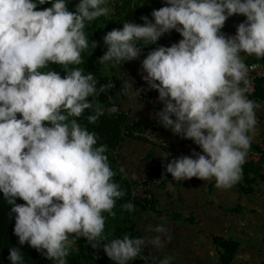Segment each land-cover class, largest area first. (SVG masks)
<instances>
[{
	"label": "clouds",
	"instance_id": "9594fccd",
	"mask_svg": "<svg viewBox=\"0 0 264 264\" xmlns=\"http://www.w3.org/2000/svg\"><path fill=\"white\" fill-rule=\"evenodd\" d=\"M69 1L75 11L69 10L68 0H0V192L16 214L14 233L20 245L27 242L55 264H68L71 246L79 237L92 242L93 248L104 242V252L116 264L136 258L142 264L145 257L153 264H173L171 256L156 259L145 248L167 246L172 237L164 224L152 226L156 235L139 237L138 215L145 208L151 210L156 200L151 187L161 186L165 178L152 179L150 160L128 171L120 147L134 140L149 151L161 150L169 161L165 172L180 181L214 179L217 187L227 189L241 180L243 164L260 143L247 151L258 107L251 97L264 79L257 80L254 92L246 95L250 63L240 53L264 57V0H167L152 11L154 22L147 16H141L144 24L137 22L139 16L124 22L103 37L107 50L98 59L106 62L101 75L107 85L99 89L94 73L71 66L80 65L82 52L89 48L86 22L108 18L117 0ZM42 6L47 8L37 9ZM233 14H243L246 20L235 35L226 36L221 29ZM172 29L182 36L177 43L167 46L160 39L166 46L149 53L141 50L138 41L156 44ZM97 45L91 40L92 49ZM141 51L147 54L142 61L147 92L132 88L129 81L128 87L123 85L108 66L109 62L119 68ZM54 63L63 66V77L48 69ZM104 90L103 101L94 104L89 99ZM136 91L142 93V100L136 98ZM150 91L156 92V98L148 97ZM125 98L137 104L154 102L153 121L135 119L131 109L122 105ZM85 109H92L89 123H95L105 109L121 118L118 144L111 154L128 189V202L121 207L129 212L134 237L110 239L105 234L104 213L115 216L117 199L126 192L113 179L116 172L106 155L108 145L96 146L97 133L75 119ZM162 126L186 139L160 141ZM146 129L153 141L137 134ZM184 142L199 145L202 152L167 156L168 146ZM146 193L152 198L141 199ZM17 197L26 203H16ZM8 260L22 264L21 248H10Z\"/></svg>",
	"mask_w": 264,
	"mask_h": 264
},
{
	"label": "crops",
	"instance_id": "0c3cea01",
	"mask_svg": "<svg viewBox=\"0 0 264 264\" xmlns=\"http://www.w3.org/2000/svg\"><path fill=\"white\" fill-rule=\"evenodd\" d=\"M166 4L167 0H164L157 5L147 6L145 16L154 22L151 15L152 11ZM245 20L246 17L243 14H233L225 21L221 31L226 36L235 35L237 26ZM141 22L145 23L142 19ZM159 39L165 40L167 46H171L182 39V36L175 29H172L164 33ZM240 54L243 59L256 57L243 51ZM146 56L147 54L141 51L137 58L126 61L119 68V65L114 64L113 74L123 85L128 87L127 81H129L132 88L143 87L147 92L150 87L148 82L143 79L147 73L142 67V61ZM135 75L140 76L141 80ZM263 96L264 83L262 82L259 84V90L253 96V101L258 105L256 126L254 133L250 132L252 141L247 151L254 150L259 142H264V99H261ZM119 102L121 104L122 100ZM122 105L131 109L135 119L146 122H151L154 119V102L148 101L137 104L136 101L125 98ZM158 139L162 142L173 143L186 138L174 134L170 128L162 126L158 130ZM138 143L129 140L120 147V157L123 158L128 171L131 172L138 164L142 166L150 160L151 169L149 172L152 179L156 180L159 177L166 179V182H163L161 186L151 187L156 200L152 204L151 210L145 208L138 215L139 237L147 238L156 235L151 230L152 226L172 218L174 223L169 228L171 237L191 236L199 241L195 249V257L203 256V254L218 256L219 264H225L222 260L223 249L219 242H234L238 244V249L233 259L227 264H264V178L258 177L256 179L251 194L239 193L236 185L227 189L219 188L214 179L203 181L198 177H192L180 181L172 178L171 173L165 172V165L169 161L162 156L161 150L149 151L147 145L143 146ZM141 157L142 160L139 161ZM166 175L167 177H165ZM245 216L257 223L258 235L249 226L240 224L239 220ZM171 230H174L172 232L177 235H173ZM145 248H148V252L151 254L159 253L150 244ZM156 256V259H159L158 255ZM184 258L179 261L173 260V264H194V261L187 255Z\"/></svg>",
	"mask_w": 264,
	"mask_h": 264
},
{
	"label": "trees",
	"instance_id": "16d2710c",
	"mask_svg": "<svg viewBox=\"0 0 264 264\" xmlns=\"http://www.w3.org/2000/svg\"><path fill=\"white\" fill-rule=\"evenodd\" d=\"M50 6L51 1L48 2V7ZM44 8L47 7L42 6L37 9L42 10ZM68 8L71 11L76 10L75 4L69 0ZM141 15H144V10H142L141 3L136 2L135 0H117L113 9V13H111L108 18L103 19L102 17H98L93 21L86 22L85 32L89 37V48L82 52L83 62L80 65H72L71 67H81L84 69L85 73H94L95 78L98 80V89L100 85H107V78L101 75V70L106 65V62L101 63L99 61L98 58L101 56V53L96 48L92 49L91 40L96 41L97 35L100 32L107 33L114 28L118 29V27H120L124 22L128 20H134ZM138 44L140 45L141 50L147 53H149L155 47L161 45L166 46V43L160 39L156 42V44L143 45L139 41ZM244 61L246 64L255 61H259L264 64V57L246 58ZM48 69H53L59 72L62 77L66 74L63 66L55 63ZM42 71H46V69H42ZM112 79L114 78L112 77ZM259 83L257 86V91L259 90ZM105 95L106 90L100 92V94L96 97H89V99L95 104V102L103 101ZM252 98L253 97H251V99ZM261 99L263 100L264 96ZM252 100H254V98ZM91 112L92 109H85L84 113L80 117H75V119H77L82 125L86 126L89 131H94L97 133L96 146L101 144L108 145L106 155L108 156L111 167L116 172V175L113 179L126 192L124 197L117 199L116 206L113 209V211L116 213L115 216L104 213V215L107 217L105 234L108 235L110 239L116 237L122 238L125 234L134 237L132 234H130L131 221L129 212L121 207L123 203L128 202V189H126L122 184V172L115 164L116 160L111 154V151L115 149L118 144L121 118L105 109L103 111V115H101L95 123H89L87 116ZM242 167V178L235 185L239 193L251 194L253 192V186L256 179L258 177L264 178V158H261L260 163H254L251 160H246ZM163 182H166V179L161 180L160 183ZM16 203L19 204L26 202L23 201L22 198L17 197ZM11 208L12 205L8 203V201L3 196V193L0 192V264H11V261L8 260V256L9 249L13 246L20 247L22 250V264H55L53 260L46 258L40 251L30 246L27 242H25L23 245L19 244V238L14 233L16 214L11 212ZM91 243L92 242L88 241L85 237H79L76 241H74L72 247H74L75 250L71 249L67 257L68 264H116V262L112 261L104 252L102 247L104 242H101V246L97 248H93ZM219 244L223 249L222 260L225 264H227L234 257L235 251L238 249V244L234 242L222 241H220ZM129 264H140V262L138 258H136L133 262H129Z\"/></svg>",
	"mask_w": 264,
	"mask_h": 264
},
{
	"label": "built area",
	"instance_id": "2783aa9c",
	"mask_svg": "<svg viewBox=\"0 0 264 264\" xmlns=\"http://www.w3.org/2000/svg\"><path fill=\"white\" fill-rule=\"evenodd\" d=\"M249 71H248V77H249V85H248V92L246 93V95H250L251 93L254 92V88H255V83L257 80L259 79H264V70L260 69V66L256 63H252L248 65ZM113 85H110V87H112ZM148 97L150 99H154L156 98V92L155 91H150ZM136 98L138 100H142L143 96L142 93L140 91H136ZM159 110L162 109V107L158 108ZM129 125H131V123H129ZM137 134H141L145 137H147L150 141H153V134L151 133V131H149L148 129L144 130L142 133H137ZM171 150L168 151L167 156L168 157H174L177 153H179V156H184V155H193V151L197 152V153H201L202 149L200 148L199 145L195 144V143H191V142H184L182 143L180 146H173V147H169ZM178 151V152H176ZM264 157V143L260 142L257 145V149L255 152H252L248 155L249 160H251L254 163H258L261 158ZM142 182H145V179L141 180ZM136 193L133 192V194ZM138 195V194H137ZM152 196L150 193H146V194H141V199L145 200V199H151ZM141 262L142 264H153L151 262H149V260L145 257V258H141Z\"/></svg>",
	"mask_w": 264,
	"mask_h": 264
},
{
	"label": "water",
	"instance_id": "95a60500",
	"mask_svg": "<svg viewBox=\"0 0 264 264\" xmlns=\"http://www.w3.org/2000/svg\"><path fill=\"white\" fill-rule=\"evenodd\" d=\"M137 76L140 80L141 77ZM246 217V218H245ZM241 220H239L240 224L242 226L246 225L249 226L251 229L254 230V232L258 235V225L255 221H252L245 216ZM174 223V220L172 218L166 219L162 222L168 229L171 227V224ZM199 241H196L191 236H184V237H172L170 242H168L167 246L162 249H157L160 254H155L153 257L159 258L161 256H171L173 260H182L185 259L184 256L190 257L192 261H194V264H218L219 263V257L209 255V254H203V256H197L195 257V249L198 246ZM181 263V262H179Z\"/></svg>",
	"mask_w": 264,
	"mask_h": 264
},
{
	"label": "bare ground",
	"instance_id": "6f19581e",
	"mask_svg": "<svg viewBox=\"0 0 264 264\" xmlns=\"http://www.w3.org/2000/svg\"><path fill=\"white\" fill-rule=\"evenodd\" d=\"M136 2H139V3H141V6H142V10H144V15H141V16H145V8L147 7V6H151L152 4H155V5H157L158 3H160V2H162V1H164V0H135ZM141 16H139L138 17V19H137V22L139 23V24H143L142 22H141ZM252 63H256V64H258L259 66H260V69H262V70H264V64L262 63V62H257V61H255V62H251L250 64H252Z\"/></svg>",
	"mask_w": 264,
	"mask_h": 264
},
{
	"label": "rangeland",
	"instance_id": "374dc122",
	"mask_svg": "<svg viewBox=\"0 0 264 264\" xmlns=\"http://www.w3.org/2000/svg\"><path fill=\"white\" fill-rule=\"evenodd\" d=\"M106 17V16H105ZM104 17V18H105ZM106 33L104 32H100L98 35H97V38H96V41L98 42V45L97 47H95L96 49L100 50V53H101V56L106 52L107 50V45L104 43V40H103V37ZM108 66L109 67H112L114 66L113 65H110L109 62H108ZM132 230V224H131V227H130V231ZM71 249L75 250L74 247L71 246ZM134 261V260H133ZM133 261H130V262H133Z\"/></svg>",
	"mask_w": 264,
	"mask_h": 264
},
{
	"label": "flooded vegetation",
	"instance_id": "af4514ba",
	"mask_svg": "<svg viewBox=\"0 0 264 264\" xmlns=\"http://www.w3.org/2000/svg\"><path fill=\"white\" fill-rule=\"evenodd\" d=\"M174 231V230H171V232ZM173 233V232H172ZM173 235H177L176 233H173Z\"/></svg>",
	"mask_w": 264,
	"mask_h": 264
}]
</instances>
